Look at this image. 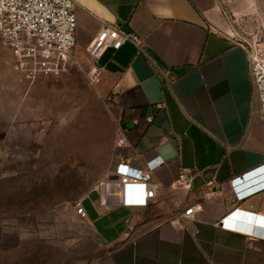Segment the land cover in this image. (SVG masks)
Returning a JSON list of instances; mask_svg holds the SVG:
<instances>
[{
	"label": "crops",
	"instance_id": "crops-1",
	"mask_svg": "<svg viewBox=\"0 0 264 264\" xmlns=\"http://www.w3.org/2000/svg\"><path fill=\"white\" fill-rule=\"evenodd\" d=\"M73 2L78 54L104 26L142 40L141 47L107 49L98 61L97 87L127 141L110 170L163 160L153 173L160 189L145 207L102 206L92 189L79 201L106 249L94 264H264V240L214 225L229 211L230 181L264 162V125L245 49L225 9L264 7V0ZM182 170L196 174L188 193L171 187ZM208 182L217 196L201 202ZM190 206L194 217L178 218ZM237 207L230 224L264 235V193Z\"/></svg>",
	"mask_w": 264,
	"mask_h": 264
},
{
	"label": "rangeland",
	"instance_id": "rangeland-1",
	"mask_svg": "<svg viewBox=\"0 0 264 264\" xmlns=\"http://www.w3.org/2000/svg\"><path fill=\"white\" fill-rule=\"evenodd\" d=\"M225 10L238 41L264 35V7ZM12 62L0 44V264H94L106 249L76 204L112 167L116 113L86 54L33 80Z\"/></svg>",
	"mask_w": 264,
	"mask_h": 264
},
{
	"label": "built area",
	"instance_id": "built-area-1",
	"mask_svg": "<svg viewBox=\"0 0 264 264\" xmlns=\"http://www.w3.org/2000/svg\"><path fill=\"white\" fill-rule=\"evenodd\" d=\"M75 9L73 0H0V44L8 50L13 69L24 79L33 80L38 76H54L62 72L76 44ZM124 42L142 46L140 38L133 33L121 32L117 27L104 26L99 30L86 48L91 62L90 83L99 82L101 67L98 61L102 53L107 49L116 51ZM239 43L245 49L249 76L264 125V35L251 36ZM147 121L151 122V118ZM119 135L116 148L127 146L121 130ZM162 164L160 157L136 167L120 162L92 190L99 194V203L105 207H145L160 189L153 173ZM195 176L188 170L180 171L171 185L172 189L188 193ZM230 187L231 196L224 200L229 211L214 225L221 229L243 231L250 238L264 240V235L253 229L234 227L228 220L239 211L237 205L244 199L264 193V162L249 175L230 181ZM216 196V184L208 182L202 187L199 199L205 202ZM195 212L196 206H190L178 218L191 219ZM76 214L80 218L86 217L79 202Z\"/></svg>",
	"mask_w": 264,
	"mask_h": 264
}]
</instances>
